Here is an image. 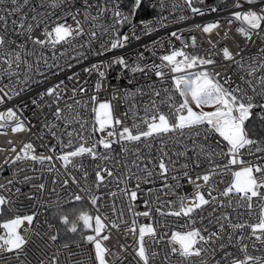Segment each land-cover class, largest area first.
I'll list each match as a JSON object with an SVG mask.
<instances>
[{"label":"snow or ice","instance_id":"6c2138e0","mask_svg":"<svg viewBox=\"0 0 264 264\" xmlns=\"http://www.w3.org/2000/svg\"><path fill=\"white\" fill-rule=\"evenodd\" d=\"M184 4L193 18L227 10L228 24L238 22L236 32L245 43L256 45L259 40V44L247 53L239 44L235 45L237 51L223 46L222 59L227 63L219 64L212 51L216 44L211 40L206 55H191L186 51L189 45L177 31H171L170 38L181 40L182 46L172 47L159 64L141 66L137 61L130 65L124 56H113L108 62L101 60L83 68L84 73H98L94 85L97 92L103 87V69L112 65L144 75L149 69L162 78L161 82L163 68L177 74L171 79L180 102L164 88L166 99L150 98L143 103L144 117H138L135 103L129 105L124 115L131 112L134 123L128 126L114 116L112 101L99 102L96 95L84 99V84L74 85L69 93L65 79L78 80L79 73L48 81L64 67L72 68L69 60L80 63L78 57L87 58L83 51L76 52L62 67L60 60L69 49L87 45L92 50L96 41L101 51L94 54L102 55L123 48L132 39L139 40L133 21L139 12L146 11L145 0H0V105H13L0 111V135H7L9 129L13 134L32 132L36 125L22 118L23 109L30 104L33 115L43 121L37 138L43 140L47 135L55 140L54 144L41 145L49 154L37 153L30 141L19 151L11 140L10 149L0 148V152L9 153L0 164V216L11 213L0 224V264L10 260L13 264H115L107 259L113 254L104 244L109 234H100L106 228L109 232L120 230L122 225L125 232L136 237L135 255L128 264H157L158 259L160 264H264V255L250 254L245 242L254 237L264 245V0H221L207 5L204 0H184ZM164 7L161 2L160 8ZM68 18L72 24L67 23ZM166 19L140 20L143 34L153 32L156 26L166 27ZM179 19L188 20L189 16ZM126 25L129 32L122 33ZM192 27L211 34L219 29L220 21ZM189 40L196 47V36L190 35ZM148 87L152 97L161 96L160 89ZM137 93L147 95L140 88L135 92L127 87L114 88L112 100L122 99L127 104ZM24 96H28L27 101ZM90 101L95 120L89 131L81 110L88 109ZM206 107L210 110L205 111ZM107 129L111 130L105 136L93 138L96 132ZM114 144L119 145V152ZM88 158L94 165L91 183L84 163ZM72 169L79 170V178ZM5 171L10 175H4ZM225 174L231 179L220 189L223 180L218 178ZM182 181L192 185V193L182 194ZM111 185L115 187L103 195L113 198L112 203L107 205L108 212H101L105 205L99 190ZM24 187L28 191H23ZM57 188L68 195V200H63ZM52 195L55 199L46 198ZM85 196L99 214L65 209V204L83 201ZM138 203L144 211L136 210ZM254 203L258 214L253 211ZM19 208L30 211L21 214ZM125 208L130 214L127 220ZM244 208L247 213L236 212ZM52 209L56 222L44 219L41 223L42 212ZM208 209L207 216L203 215ZM153 214L154 223L138 221L140 217L152 219ZM245 215H255L256 219L249 222ZM167 216L187 217V224L182 226L187 230H173L170 235L158 232L160 218ZM197 216L201 222L207 220V225L197 227ZM85 229L93 234H86ZM62 231L65 236L71 233L78 238L64 239ZM29 233L41 243L36 244ZM162 241L165 247L161 256L154 246ZM251 247L261 251L255 244ZM173 257L177 259L173 261Z\"/></svg>","mask_w":264,"mask_h":264},{"label":"built area","instance_id":"2783aa9c","mask_svg":"<svg viewBox=\"0 0 264 264\" xmlns=\"http://www.w3.org/2000/svg\"><path fill=\"white\" fill-rule=\"evenodd\" d=\"M163 2L164 8H160V4ZM150 4H155L156 7L152 8ZM175 4L177 7L173 9L172 5ZM145 5L150 7L154 11L153 16L143 17V18H135L133 23L136 24V34L140 36L139 40L132 39L130 43H125V46L123 48H117L112 49L108 52H103L102 55H96L95 52H100L101 49L99 48V43L94 41L92 50H89L87 45L83 49H69L68 52L65 53V56L61 58L60 63L61 66L64 67L65 59L68 57L74 56L76 52L83 51L86 55L85 58H80V63H76L75 60H69V63L73 64L72 68L64 67V70L59 73L57 77H50L48 83H52L58 79H65L68 76H72L73 73H79V79H73L71 82H69L67 79H65V84L68 87V91L70 93L71 88L76 84H84L87 91L84 94V99H88L92 95L97 96V101L102 102L103 100L107 99L112 101L113 109H114V116L118 117L124 125L131 126L134 121L131 118L132 113L129 112L128 115H124L125 112L128 111L129 105L135 103L136 104V113L138 114V117H144L145 113L143 112V103L148 101L150 98H154L157 101L161 98L166 99V94L163 92L164 88H168L170 93L173 95L175 101L177 103L180 102L181 98L179 97V94L175 92L173 89V81L171 77L173 75H177L176 73H172L169 68L165 67L162 69V71L165 73V76L163 77V81L161 82L162 78L155 76L154 72L145 69V72H147V75H144L141 72L132 73L131 71L127 69L121 70V67L119 65H112L111 67L103 69L105 71V77L102 78L103 87L97 92L95 91L94 85L96 80L98 79V73L96 71L89 73H84L82 70L83 68L90 67L91 64H99L101 60L108 62L111 60L113 56H124L127 62L132 65L134 62H139L141 66H143L144 63L152 64V63H161V56L168 54L172 47L180 48L182 46L181 40H177L175 38H170L171 31H177L178 35L182 37V40L184 43L188 44L189 46L186 48V51L191 55H206L208 50L211 48V45L208 43L209 40H211L213 43L216 44V48L212 49L213 52L216 53V59L218 60L219 64H226L227 62L222 59V47L228 46L231 51H237L235 45L239 44L241 48L244 49L245 53H247L249 50L255 51L257 45L259 44V40H257V44L253 45L250 43H245L242 37L236 32V28L239 26L238 22H233L232 25L228 24V12L223 11L220 13H206L203 17L196 16L192 17L191 12L188 10L186 5L184 4V0H145ZM58 11V10H57ZM182 15L189 16L188 20H180L179 17ZM159 16H164L167 19L164 21V24L166 27H160L156 26L155 30L148 34H143L142 28L143 25L139 23L140 20H154L155 18ZM214 20L220 21V27L219 29L214 30L211 34L203 33L200 29L193 28L192 25L195 23L203 24L205 22H211ZM68 24H72L73 21L68 18L67 19ZM178 30H183L182 32ZM227 31L228 38L224 39V34ZM121 32H129V26H125L121 29ZM190 35L196 36V47H192L190 44L189 37ZM106 39V38H105ZM171 39V44L169 43V40ZM159 41L157 44L153 45V41ZM68 46L65 45L64 48H67ZM64 48H59V51H64ZM142 53V58L139 57V54ZM50 55V50L49 53ZM179 59V57H178ZM51 63V61H49ZM166 63V62H165ZM219 64L217 66V70H220ZM234 66L229 67V71H232V68ZM52 71H56L53 69ZM192 71V70H189ZM224 74L223 72L221 73ZM129 80H131V84H129ZM86 82V83H85ZM4 83H7L5 80ZM148 85H152L153 87L161 90V96L160 97H152V88H149ZM127 87L132 92H135L137 88H140L141 91L147 93V95H140L136 94L134 97H130L128 100V103L125 104L123 100H112L113 95V89L114 88H125ZM30 95V94H29ZM121 96H123V93H120ZM78 99L80 97H77ZM23 99L25 101L28 100V96H24ZM71 103V101H68ZM16 103H19V101H16ZM12 104L7 105H0V111H6L8 107H12ZM63 106V104L61 105ZM91 101L89 102L88 109L84 110L82 109V114H84L85 119L88 121L87 128L90 131L91 127L93 125V122L95 120L94 113L91 111ZM14 111L16 109L14 108ZM161 111H168L166 108H161ZM34 106L30 105L27 108L23 109V117L30 120L33 124L36 125L32 129V132H24V133H16L13 134L10 129L7 132V135H0V148L4 149H10L12 147V144H9V140L13 142V144L16 146L17 151H19L20 147H22L23 143L26 142H32L36 148L37 153H43V154H49L47 147H41L42 144L44 145H50L54 144L55 140L51 138L50 136L45 135L44 139H38L37 136L39 135L38 130L41 128V125L43 121L38 120L34 115ZM20 114L19 112L17 113ZM67 114V113H66ZM74 114V113H73ZM51 113H48V116H50ZM151 115V113L149 114ZM71 127H77V125H71ZM117 131L121 130L120 126H115ZM111 129H107L105 132H96L93 135L94 139H99L101 136H105L106 132ZM46 132V130H45ZM87 136V132L85 133ZM67 138H65L66 142ZM75 146V145H74ZM59 148V146H57ZM101 147V146H98ZM113 147L116 149V152H119V145L114 144ZM70 150V149H65ZM8 151L0 152V164H2L3 160L6 156H8ZM14 155V153H13ZM115 155V153H113ZM84 163L89 171V183H91L93 179L94 173L92 172V165L91 159H85ZM101 164L104 162L101 161ZM38 167V166H37ZM56 167H61L59 163H56ZM63 170V169H61ZM73 174L77 175V177H80L79 170L72 169ZM4 175H10L9 172L5 171ZM46 175H49L46 173ZM50 175H49V182H50ZM218 179H222L223 183H220L218 187L222 189L227 185V183L230 181L231 176L229 174H225L222 177H219ZM171 183V181H168ZM162 183V182H160ZM183 184V191L182 194H190L193 192V187L190 184H187L186 182L182 181ZM160 184H157V187H159ZM114 185H111L110 188H101L99 190V193L102 195V202L105 206L100 208L101 212H108L109 209L107 205H110L112 203L113 198L108 197L105 194L107 191L114 188ZM73 189H75V186H73ZM23 191H28L27 187H24L22 189ZM76 191H79L78 189H75ZM178 193H181L180 189L176 190ZM57 192H59V195L63 198V200H68V195L64 191H60L59 188H57ZM82 196H84L83 193H81ZM47 199H55V196H47ZM169 199L175 200L176 197H168ZM76 202L72 200L70 203L65 204V206ZM83 202L89 210L92 212L93 215L99 214L97 212V208L92 206L90 201H88L87 197H84ZM29 202L25 201V204H28ZM235 203V201H234ZM119 206V205H118ZM54 210V209H52ZM42 212V215L40 217L41 223L44 219H49V213L52 211ZM137 211H144V206L142 204H137ZM18 211L23 214L30 211L29 208H19ZM207 211H210V209L206 210L203 215L207 216ZM231 211V210H229ZM254 213L258 214L259 209L255 207L254 203ZM236 212H245L247 213V209H236ZM11 215V213H9ZM130 214L127 212V209L125 208V219H129ZM236 214L233 213V217L235 218ZM111 218V217H109ZM156 219V214H153L152 219H147L140 217L138 218L139 222L142 223H154ZM245 220H248L249 222H254L256 219V216L254 215L252 218H249L247 215L244 216ZM161 226L157 228V231H163L166 235H170L171 231H181V230H187L186 228H182L183 225H186L188 222L187 217H161ZM197 220V227H203L207 225V220L201 222L199 220V217H196ZM107 223V222H106ZM109 234V239L107 241H104V244L111 250L113 253L112 255H109L107 259L110 261H115V264H121V259L123 260V264H128V262L132 259V257L135 255L133 249L135 247V240L136 237H134L131 233L125 232L123 229V225L121 226L120 230L111 229L109 232V229H105L104 232H102L100 235L103 236L105 234ZM247 235V233H246ZM29 236H31V239L35 241L36 244H40L41 241L33 236L31 233H29ZM246 243L249 244V253L254 255H264V245H261L260 241H256L253 237L252 239H246ZM255 244L258 249H261V251H255L251 245ZM125 246L124 249H122L121 246ZM34 247V246H33ZM155 250L159 253H161L162 256V249L165 247V242L162 241L159 244L155 245ZM231 251H236L235 249H230ZM238 254V253H237ZM31 259V257H30ZM173 261H175L177 258L173 257ZM8 264H13V261H9ZM157 264H160V261L158 259Z\"/></svg>","mask_w":264,"mask_h":264},{"label":"trees","instance_id":"16d2710c","mask_svg":"<svg viewBox=\"0 0 264 264\" xmlns=\"http://www.w3.org/2000/svg\"><path fill=\"white\" fill-rule=\"evenodd\" d=\"M194 2H195V0H194ZM204 3H205L206 5H207V4H216V3H221V0H204ZM197 6H199V5H197ZM145 8H146V11H141V12H139L138 15H137V18H143V17H148V16H153V15H154V11H153L150 7H148V6L145 5ZM81 204L84 205L85 207H87L83 202L76 201V202H73V203H71V204L65 206V208L68 209V208H70V207H72V206H74V205H75V206H78V205L80 206ZM87 209H88L89 213H92V212L89 210L88 207H87ZM53 211H55V210H52V211L49 213L50 222H56L55 220L52 219L53 214H51V213H53ZM9 216H11L9 213L6 215V217H3V218H2V216H0V224L3 223L4 219L9 218ZM93 225H94V224H93ZM58 226H59V224H58ZM93 227H94V226H93ZM84 231H85L86 234H93L91 229H85ZM0 232H3V229H0ZM62 238H64V239H73V238H78V237H77V236H73V234H71V233H69V234H67V235L65 236V234H64L63 231H62Z\"/></svg>","mask_w":264,"mask_h":264},{"label":"rangeland","instance_id":"374dc122","mask_svg":"<svg viewBox=\"0 0 264 264\" xmlns=\"http://www.w3.org/2000/svg\"><path fill=\"white\" fill-rule=\"evenodd\" d=\"M196 110H199V109H196ZM204 110L207 111V110H210V109L206 107ZM94 117H95V113H94ZM72 207L76 208L77 210L84 209V210H87V211H88L87 207H85V206L82 205V204H81L80 206H79V205H78V206H75V205H74V206H72ZM72 207H70V208H72ZM65 209H67V208H65ZM68 209H69V208H68ZM7 214H8V213H7ZM7 214H5L4 216H2V218H3V217H6ZM51 214H53V213H51ZM90 214L93 215L92 213H90ZM9 217H10V216H9ZM93 224H94V221H93ZM93 226H95V225H93Z\"/></svg>","mask_w":264,"mask_h":264}]
</instances>
